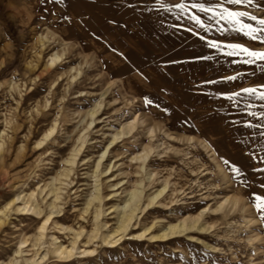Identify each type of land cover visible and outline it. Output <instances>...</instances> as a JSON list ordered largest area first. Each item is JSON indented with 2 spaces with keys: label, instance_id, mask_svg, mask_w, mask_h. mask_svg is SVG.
I'll list each match as a JSON object with an SVG mask.
<instances>
[{
  "label": "rangeland",
  "instance_id": "rangeland-1",
  "mask_svg": "<svg viewBox=\"0 0 264 264\" xmlns=\"http://www.w3.org/2000/svg\"><path fill=\"white\" fill-rule=\"evenodd\" d=\"M37 2L0 0V41H3L0 44V61L4 62V68H0V85H3L0 87V135L3 130L6 132L5 158L0 168V209L13 198L16 190L24 189L26 185L37 192L44 206L48 205L54 195L49 193L47 184L53 176L70 167L66 159L71 157L74 149L81 148L73 171L65 180L68 185H61L57 181V186L63 187V199L57 202L60 213L56 219L75 228L82 225L86 232L80 240V246L94 248V252L101 255L78 253L69 262L53 257L46 264H239L248 249L252 250V256L245 260V264H251L252 258L260 252L256 245L264 241V217L246 198L245 188L239 182L240 177L232 179L228 166L220 157L245 163L247 157L251 156L252 165L264 168V138L258 134L264 129L243 128V134L238 132L234 136L223 122L226 118L243 117L253 124H264L259 115L252 117L247 114L251 111L259 114L262 102L254 101L253 108L241 111L242 105L232 107L230 101H223V110L211 122L218 131L215 134L207 133L205 121L212 115V109L221 108V102L216 101L212 92L208 96L194 93L190 85L207 77L235 74L236 71L244 74L238 81L227 84L230 89L234 85L239 87L261 83L264 82V73L259 71V64L233 65L230 63L231 58L218 53L213 61L185 63L182 68L174 66L164 74L159 72L162 61L196 55L201 51L202 45L195 42L197 38L194 35L188 34L184 28L179 31L173 28V25L179 24L185 28H195L186 17L177 20L175 14L160 10L164 18L162 27L156 24L160 42L157 43L142 32L145 47L133 51L129 48V37L119 36L118 39L119 30L111 26L100 27L96 23L97 16L115 15L110 10L107 13L102 11L106 5L101 0H97L95 5L91 0H74V6L79 11L94 14L93 30L97 32L98 38H93L88 31L83 30L71 34L63 24L53 26L55 17L40 19L42 13L35 7ZM123 2L118 0V3ZM147 6L151 7V3ZM248 10L255 12L252 8ZM46 34L51 37L46 39ZM208 35H226L231 39L240 34L213 31ZM105 41L119 51L114 53ZM249 45L264 47L251 41ZM145 49L149 55L142 54ZM55 52L62 56L61 60L47 67L49 56ZM119 52H123L129 62L122 60ZM137 69L149 78L148 81L141 80ZM73 75L76 76L75 80ZM160 88H166L167 92L162 93ZM104 91L106 94L102 95ZM142 93L162 97L163 105L169 106L171 111L168 114L160 111L156 115L146 113L140 105ZM97 103H101V106L98 107L95 122L89 126L92 119L88 111ZM152 112H156V109L153 108ZM136 117L137 128L121 138L103 160L100 177L105 196L104 220L115 225L114 205L124 194L115 195L114 192L120 193L124 188L143 180L147 193L167 184L166 193L163 194L165 201L141 213L140 226L136 224L131 228V233L153 224L152 231L157 232L169 222L188 214L196 215L204 209H207L205 220L212 227L204 231L194 229L166 239H151L149 234L140 238L128 235L116 243L115 248L106 247L98 240L84 244L92 230V213L91 210L84 212V203L95 181L94 165L111 134ZM185 119L200 131L185 126ZM55 124L52 136L37 147L38 141ZM151 127L156 129L153 137ZM84 134L88 139L85 143L80 138ZM204 135L212 141L213 147L205 143ZM191 137H195L197 147L188 145L187 140ZM148 144H152L155 150L146 161V170H138L139 161L136 163L131 157L142 154ZM172 147L181 148L184 155H175ZM217 162L226 167L233 187L225 188ZM111 164L113 168L107 173L105 166ZM248 172L251 174V169ZM149 174L152 181L148 180ZM260 181H264V175L257 173L253 181L254 188L258 187ZM118 182L120 184L117 187L111 186ZM224 194L240 195L250 211L247 214L233 211L227 217L213 213L212 210L225 197ZM49 210L46 207V211ZM39 219L35 215H23L14 208L8 210L4 227L0 229V254H3L0 260H4L5 264L10 261L22 238L32 236ZM48 230V233L57 234L67 243L73 235L69 230L53 229V224L49 225Z\"/></svg>",
  "mask_w": 264,
  "mask_h": 264
},
{
  "label": "snow or ice",
  "instance_id": "snow-or-ice-1",
  "mask_svg": "<svg viewBox=\"0 0 264 264\" xmlns=\"http://www.w3.org/2000/svg\"><path fill=\"white\" fill-rule=\"evenodd\" d=\"M101 2L106 5V8L102 9V11L107 13L110 10L115 15L112 17L108 15L97 16L96 23L100 27L111 26L112 29L119 30L118 39L119 36L129 37V48L133 51L135 48L145 47V41L141 35L142 32L147 33L157 43L160 42L156 33V24H160L162 27L164 23L160 10L175 14L177 20L186 17L188 21L195 25V28H185L184 25L179 24L173 25V28L177 31L184 28L188 34L194 35L197 38L195 42H199L202 45L200 53L180 59L162 61V67L159 72L167 74L172 67L179 66L182 68L185 63L193 64L213 61L219 53L231 58L230 63L233 65L255 66L259 64V71L264 73V47L249 45V41L264 45V0H172V2H166V0H124L123 3H118V0H101ZM91 3L95 5L97 0H91ZM149 3H151V7L147 6ZM35 7L39 8L42 13L40 19H47L49 16L55 17V20L52 21L53 26L63 24L71 34H75L78 30H83L88 31L93 38H98L97 32L93 30L94 14L79 11L74 6V0H38ZM249 8L255 9V12L249 11ZM121 9H124V11L121 12ZM213 31L217 33L232 32L240 35L231 39L226 35L210 37L208 33ZM113 34L117 33L113 32ZM244 38L247 39L245 40ZM2 43L3 41H0V44ZM105 43L114 53L119 51L107 41ZM142 54L149 55L150 53L145 49ZM119 55L122 60L129 62L128 57L123 52H119ZM0 68H4L3 61H0ZM136 72L142 81H148L149 78L142 71L137 69ZM243 74L240 71H236L235 74L207 77L190 85L196 94L208 96L209 92L214 93L216 101L221 102L222 105L220 109L211 110L212 115L209 116L208 121H205V132L215 134L218 131L217 128L212 126L211 122L219 117L220 112L223 110V101H230L232 107L242 105L241 111L253 108L255 106L254 101H261L262 103L259 107L262 110L259 114L255 111L247 114L252 117L259 115V119L264 120V82L249 86L237 87L234 85L232 89L227 87L229 82L238 81ZM253 74H255V68L253 69ZM217 85L221 87H215ZM209 86L212 87L209 88ZM0 87H3V85H0ZM160 91L166 93L167 89L160 88ZM162 99V97H154L151 93H142L140 105H142L146 113H151L152 115H156L160 111L168 114L171 108L163 105ZM153 108L156 109V112H152ZM223 122L229 126L234 136L238 132L243 134V128L256 127L264 129V124H253L251 120L243 117L240 119L226 118ZM184 125L193 127L197 132L200 131L187 119L184 120ZM54 131L55 129L49 132L48 136L51 137ZM258 134L264 138V131H260ZM204 140L209 147H213L212 141L208 139L207 135H204ZM194 141L195 137H191L188 138L187 143L191 147H197L198 145ZM2 147L0 145V150H2ZM37 147H40V145H37ZM262 150H264V145H262ZM220 159L228 166L232 179L240 177L239 182L245 188L246 198L253 203L254 209L264 217V181L258 182V187L256 188L253 186L255 175L257 173L264 175V168L252 165L250 163L252 160L251 156L247 157L245 163L231 161L223 156ZM248 169H251V174H249ZM44 223L47 224V221ZM3 227L4 221L0 220V228ZM41 231H43V228H41ZM116 246L106 245V247L113 248ZM20 247H25V245H20ZM256 247L260 249V252L252 258L251 264H261V261H264V241L258 243ZM2 255L0 254V256ZM85 255L98 256L101 253L88 252ZM251 256L252 250L248 249L246 255L240 258L239 264H245V260ZM197 259H201V257ZM14 260L15 258H13ZM13 261H7L6 264H13ZM0 264H5V261L0 260Z\"/></svg>",
  "mask_w": 264,
  "mask_h": 264
},
{
  "label": "bare ground",
  "instance_id": "bare-ground-1",
  "mask_svg": "<svg viewBox=\"0 0 264 264\" xmlns=\"http://www.w3.org/2000/svg\"><path fill=\"white\" fill-rule=\"evenodd\" d=\"M50 37L51 36H49L48 34H46L45 36L46 39L47 38L49 39ZM42 43L45 44V41H42ZM61 58L62 56L58 52L51 54L47 60V67L53 66L54 64H56V62L61 60ZM61 72L62 71H60V73ZM73 77L75 80L76 76L73 75ZM105 94L106 93L104 91L102 95H105ZM100 104L101 103H97L95 107L91 108L88 111V115L92 119L91 122L89 123V126H91L95 122V116L98 113V107L101 106ZM137 119L138 118L136 117L134 120L126 122L122 126L121 130H117L116 132L111 134V138L108 140V143L105 149L103 151L101 150L99 159L94 165L95 166V169H94L95 181L94 183H92L89 193L86 194L85 203H84L85 204L84 212L91 210V213H92V216H91L92 230L90 231V234L87 236V240L85 241L84 244H91L95 242L96 240H98V242H100L103 245H115L122 239L126 238L128 235H132L133 237L140 238L143 236H147V234H149L151 235L150 236L151 239H155V238L166 239L174 235L190 232L191 230H194V229L204 231L212 227L211 223H208L205 220V212L207 211V209H204L196 215L188 214L186 216H183L177 219L174 222H169L167 225L159 229L157 232L152 231L155 226L153 224L147 227L142 226L141 228H139V230L131 233V228H133L141 220L140 219V217L142 216L141 213L145 212L146 209H149L153 206L162 205L164 204V201H165V197L163 196V194L166 193L165 191L168 186L167 184H165L162 188H159V189H156V190H153L147 193L146 186L143 180L137 181L136 184H134L132 187L124 188L120 193L114 192L115 195L117 194L121 195L122 193L124 194L120 198V201L114 205L115 225L114 226L110 225L107 220H104V214L106 210L104 209L103 201H104L105 196L103 193V183L100 177V175L103 173V171H101L102 166H104L103 160L106 157V155L109 153V151L117 146V143L120 141L121 138H123L129 133H132L137 128ZM53 129H56V124L49 128L45 136L41 140L38 141V145L43 144L44 141L49 138L48 133L52 132ZM5 133L6 132L3 130L2 134L0 135V145L3 146L2 150H0V168L3 167L4 158H5V155H4V151H5L4 134ZM150 133L152 137L155 136L156 129L154 127L153 128L151 127ZM80 138L83 140V143H85L88 140L86 139L85 134L83 136L80 135ZM154 150L155 149L153 145L148 144L144 147V152L142 154H137L131 157V160H135L136 163L137 161H139L138 162L139 164L137 166L138 170H144V171L146 170V161L150 153H152ZM172 150L175 155H184L183 150L179 147H172ZM80 151H81V148L74 149L71 157L66 159V162L69 164L70 167L65 168L62 173L56 176H53L52 180L47 184L50 189L49 193H52L54 195V199L48 205L44 206V204L41 201H39L37 197V192L31 189L28 185H26L24 189L16 190L14 192L13 198L6 204V206L3 209H0V220L4 222H5V217L7 216L8 210L12 208H14L17 212L22 213L23 215H35L40 218L37 225L35 226L32 236L26 237L24 239L22 238L19 245L17 244L18 247L15 249L14 255L10 258V261H13V258H15V260L13 261V264H46L47 261L53 257L54 258L56 257L62 260L63 262H67V261L69 262V260L74 256L76 257L77 256L76 254L78 253L94 252L95 250L94 248H86V247L83 248L79 244L81 238L84 237L85 232H86L85 231L86 229H84L82 225H80L79 228H75L73 226L65 225L61 223L58 219H56V215L60 213V210H58L57 202L63 199V196L61 194L63 187L57 186V181H60L61 185L63 184L68 185V182H66L65 180L70 176V172L73 171L72 169L76 163V157L78 156ZM174 161L176 160H173L172 162ZM217 166L219 168L222 179L225 183L224 184L225 188L233 187V185L231 184V179L229 178V174L227 170L225 169L226 167L224 168L218 162H217ZM105 168H107L106 172L108 173L113 168V165L112 164L106 165ZM151 177L152 176L150 175L148 177V180H151ZM120 182L112 184L111 186L117 187L120 184ZM42 190L44 191L45 189L42 188ZM46 207H49L50 209L49 212L46 211ZM208 210H212L211 207L208 208ZM233 211L235 212L240 211L243 214H247L250 211L249 208L247 207V204L241 200L240 195L226 194L225 197L221 199L219 204L212 210L213 213L220 214L222 215V217H227V215H229ZM246 219H248V217ZM45 221H47V224L44 223ZM50 224H53V229L55 228L59 230L65 229V230H69L70 232H72L73 235H71L72 237L69 240V242L68 243L65 242L64 240L60 238V236H58L55 233H48ZM41 228H43V231H41ZM20 245H25V247H20ZM45 257H47V259H45Z\"/></svg>",
  "mask_w": 264,
  "mask_h": 264
}]
</instances>
